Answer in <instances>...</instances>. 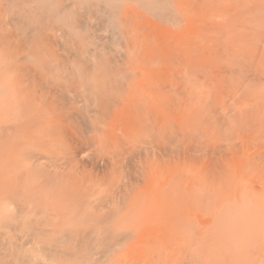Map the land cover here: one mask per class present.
Masks as SVG:
<instances>
[{
    "label": "rangeland",
    "instance_id": "rangeland-1",
    "mask_svg": "<svg viewBox=\"0 0 264 264\" xmlns=\"http://www.w3.org/2000/svg\"><path fill=\"white\" fill-rule=\"evenodd\" d=\"M117 1L121 2V0H117ZM122 1H123L122 3L115 4L114 6H111V7L107 6V4L105 3V0H86V2H84V3H82V2L78 3L77 2L78 4H76L75 7L73 8V12H75V14H76L75 17H78V20L86 26V33H81L79 37L88 36V35H92V37L94 36V38H93V39H95L94 45H98V44L101 45L102 43L106 44L108 42L114 41L113 42L114 44L112 46L110 45V47H117V49L119 50V53H117L119 55L118 56L119 58L117 57V59L120 60L119 65L115 68H118L116 70H123L126 73V75L131 74L132 77H127V79L125 78L122 82H120V84H118V86L115 85V83H113L111 81L112 77H114L113 75L112 76L107 75V76L103 77V75L106 73H104V70H103L104 67L102 66L101 59H102V61H105V58H107L106 56H103L100 58L99 57L94 58V59L92 58L93 61L95 62L94 74L96 76H94V79L95 80L98 79V82H100V84H99L100 88H102V90L104 89L103 91L106 94L105 95L103 92H100L101 90H99V93L97 92L98 94L96 92H94L93 94H94V96L96 95L97 98H98L100 93L104 94V95L100 94V98H98V99L96 98V96H95L96 99H92L91 98V97H93L92 94H90V96L91 95L92 96L89 97L88 96L89 94L84 91L85 88L79 87L76 84H69V86L75 85L74 87H78L77 91L85 92L87 97L86 96L83 97L84 96L83 92H80V94H79V92L77 93L75 91L76 88L74 90L75 93H71L72 91H70V93L65 92L62 94H55V92L52 91V88L50 86H41V85L36 83V86H34L32 88L31 92H25L27 100L25 101L23 108L17 107L15 104H12V102H11V104L7 107L6 111L2 112L1 97H0V122H2V123H0V126H1L0 127V214L3 212L4 206H8V203H10L11 201H15L16 203H18L20 208H21L20 211H22L21 217L19 215L13 216L12 218L10 217L11 223H17V224H20V226H22L21 225V222H22L21 218L23 217V218H25V220H28L30 226H34V225L38 224L39 226L41 225L42 227H44V225H45L48 228L54 227L57 230H64L65 229V230H69V231L72 228V230H71L72 232L69 233V235H70V237H74L76 235H80L82 233V231L86 228L91 232V234H93V232H92L93 230L95 232H108L111 230H121L123 228H132L133 221H135L134 218L136 219V217H138V220H141L142 217H144V211H143L142 217L139 215L140 212L143 210V208L145 206L151 205V206H153V208L155 210L153 211V208H152L153 212H150V214L153 213V215H151L150 217L147 216L148 218L147 217L146 218L148 220L150 219V221H152L151 223H153V221L155 220L154 219L155 216L160 217L157 219V222L160 219L163 222L159 221V223L161 222L164 224L166 222L167 223L166 225L168 226L169 222H170L169 223V225H170L172 222H175L176 218H177L176 219V221H177L178 218L182 217L180 214V209H179L178 204H180V202H181L180 197L182 195L184 196L187 193H189L188 195H190V197H189L190 201L189 202H191V207L188 208V206H190V204L188 205L187 200H186L187 204L185 202H182V204L183 203L186 204L187 211L188 210H190V211L194 210V211H192L193 213L188 211L189 213L193 214V217L191 216L192 214L189 215V213L187 212L189 215L188 218L190 221L188 220V218H187V220L190 223H194L195 219L197 220V218H196L197 216H198V218H199V216H201V218H199V220L205 218L204 217L205 213H203V210L205 212L209 213V215H211V214H214L216 212L214 210H216V209L219 210V209L223 208L224 205H228L229 203H231V198H232V202H233L234 201L233 199L236 196H239L240 194L237 195L238 194V192H237V194H234L235 195L234 197H231V196H233V193L231 194V192H233L234 190L239 191V189L242 192L243 189H241V188H243V187L240 188V186L243 185L242 184L243 183L242 178L246 175L259 173L258 171L260 169L258 171L254 172V170L258 169V168H256L255 166H252L251 164H248L246 161V158H242L243 156L238 157V155H232V158H231L230 157L231 155H229L230 158L228 156H227L228 158H226V156L224 157L223 163L225 161L226 166L229 169V172H227V173L228 174L232 173L231 176L233 178H232L231 182L226 181V182H230V183H226V182H222V181L218 182V181H216V179L218 177H220L222 173L226 174V172L223 171L224 169H222V167L225 164L223 166L217 165L219 162L217 160H215L214 158L212 159V161L209 160L210 162H207L206 160H203V159L198 160V158H197L196 160L195 159L189 160V161L181 162L180 164H178L177 160L175 158H173V156H171V155H175L176 150L182 148L180 145H183L182 149L194 148V146L195 147L197 146V148L203 147L207 150L210 149V151H211V149H213L215 147L216 148L224 147L225 145H228L229 143L233 144L237 147H240L241 145H238V144H240V142H241V144L243 145V142H244L243 148H244V151L247 152V154H251L252 152L253 153L257 152V154H258L259 151H261L259 149L263 148L261 146L264 145V143H263L264 142L263 141L264 136H262V138H261V142L263 141L262 142L263 144L260 143L259 139L261 137L260 135H264L263 133H261L262 132L261 128L263 129V127H264V124H263L264 121L262 120L261 123H259L260 122L259 121V118H260L259 115H261V117L264 118V116L262 115V113L264 114V112L262 111V110H264V82H263L264 81V19H263V23L261 22L262 23V25H261V23H258L260 21V20L258 21V18L260 17V14H262V13L264 14V12L258 13V11H259V9H260V11H264V9H263L264 4H262L263 7L259 5L261 3H264V0H261L263 2H260V0H252V1L251 0H222V2H224L223 3L224 5H225V1H226V6L231 5V7L234 9L233 14H231L229 12L230 10L228 11L230 13V15L228 14L230 17H232L233 15L235 16L237 13L240 14V15L237 14L238 16H236L238 18H241L238 21H237V19H235L236 17L232 18L233 20L229 16H228L229 18L226 17L227 10H224V8L229 9V7H226V6L224 7L222 2H220L221 0H122ZM228 1H230V2L228 3ZM231 1L232 2L237 1L238 3L237 2L231 3ZM21 2H23V3L21 4ZM184 3L185 4L191 3V5L192 4L198 5L197 8L194 5L195 8L197 9V11L195 13H197V12L199 13V12L203 11V8H204V11L201 13V15L206 14L205 9H207L208 6L213 8L215 4H216V6H219L218 3H220V6L219 7L215 6L213 10L212 9L210 10V8L208 7L207 13H208V11H212L211 13L209 12V14L206 15L208 17L205 16L206 18H203L204 15L201 16L200 13L198 15L199 16L198 20L200 21L199 23H201V26L199 25V28L201 27V32L203 30L209 31L208 27L212 26L211 21L212 22L214 21V23H215L213 28L211 27L214 30L210 29L211 31H213L214 35H212L211 34L212 32L209 31L210 33H207V34H210L211 36L210 37L206 36L209 39L212 38V39H210V42H211V40H214V41H212V43L214 42V44L211 48H213V47H215V48L213 49V51L210 49L211 50L210 52H213V53L210 54V52L208 51L209 47L206 45H208V43H210V42L206 43L207 38L204 40V43L206 44L205 46L207 47V48L205 47L206 51L204 50V52L202 50H201L202 51L201 52L199 50V47L196 48V50H198L199 52H197V51L193 52L195 49L190 50V49H192V47L195 48V44H194V46H193V44L191 45L192 41L190 42V40L185 41L187 43L189 42L187 44L188 46L189 45L192 46V47H188V50L186 49V52L184 51L185 47L187 46L186 44H184V49L182 47H180L179 49L178 48L174 49L175 46L177 45V44L175 45L176 41L179 38L182 39L181 35H179V34H182L183 30L177 31V30H173L172 29L173 27L172 28H170V27L174 25V28L175 27L177 28L179 26V23H180L181 26H179V27H181V28H179V27L178 28L184 29L183 28L184 26H182V25H185L186 23L182 24L179 17L182 14L183 15L185 14L184 15V18H185L187 16L186 11H188L189 14L191 12H193V13H191L192 16L195 15V17H196L195 20L197 19L196 15L198 13L197 14L194 13V11H195L194 8H193L194 11L191 10V12H190L189 9H187L188 7H190V5L187 7L186 5H184ZM35 4L36 3H31L30 0H0V36L2 37V36H5L6 34H9L8 37H10L9 41H7V39H8V37L6 38L7 35L4 37L6 39H4L2 37L4 41L6 40L5 42L1 41L2 38L0 40V42H2V44H1L2 46L4 45V43L8 42L7 45L5 44L6 47L4 46V48H6V50H4L2 48V46L0 45V72L1 73L3 70H5L6 68H8L12 64H14V62L17 61L18 59L26 58L29 55V51L30 52L34 51V48L31 46V44L29 42L27 43L23 38H21L22 36L19 35L20 31L17 28L18 25L16 23V19L18 17H20V15H24V12H22L23 10H27V9L32 8V7H36ZM212 4H214V5H212ZM233 6H235V7H233ZM256 6L258 9L256 8ZM198 7H199V9H198ZM259 7H261L263 10H261V8H259ZM20 8H21V10H20ZM217 8H219L220 10L222 9V12H223V10L226 11L225 12L226 14H223L221 12L222 14L221 13L220 14L222 16L221 15L218 16V14H216V13H219L220 10ZM190 9H192V7ZM217 10H219V11L217 12ZM251 10L253 11V13H251L252 12ZM36 11H37V9H36ZM48 11L49 10L43 9V10H39L38 12H41V14H40L41 16L49 18L48 24H49V26L51 25V27H53L54 25L57 24L58 18H54V17L52 18L51 15H53V14H49ZM31 13H32V11H31ZM67 13L71 14L70 10H68ZM212 13H213V15H212ZM257 13L259 16L257 15ZM256 15L258 16V18L256 17ZM172 16L175 18L178 16L176 18V20L173 21V23H171V21L169 19ZM188 16H190V15H188ZM210 16L211 17L213 16L212 20H210L211 19ZM217 16L220 18L218 19ZM262 16L264 18V15H262ZM187 17H186V19H189V20L191 18V25H194V22H192V20H194V18L192 19L191 16H190V18L189 17L187 18ZM221 17H223V18H221ZM200 18H201V20H205V21L204 22L201 21ZM251 18H252V22L257 20L256 23H258V24L255 23L256 25H254V26L258 27V25H259V27L254 28V26H253L254 23H253L252 24L253 27L251 28V31L249 30L248 34L246 36L242 35L243 33L239 32V30H235V32L229 33V31L226 28H223L219 25V24H222L223 21H224L223 24H226L227 21H229L231 24H233L234 22H237V23L240 21L243 22V20L245 21V20H248ZM229 19H231V20H229ZM181 20H184V19H181ZM185 20H184V22H188V23L190 22V21H185ZM178 21H180V22H178ZM202 22L205 25V27H206V24L209 26H207L205 28L203 26ZM205 22H207V23H205ZM237 23L236 24L234 23V24L237 25ZM170 24H173V25L170 26ZM197 24H198V22H197ZM231 24H230V26H231ZM218 25L223 29L221 30L220 27L217 28ZM49 26L48 25L46 26L47 29ZM186 26H188V24H186ZM166 27H168V28H166ZM192 27L193 26H191V29L193 30V28H194L193 31H195V29H196L195 26L193 28ZM232 27H234V26H232ZM232 27H230V28H232ZM197 28H198V25H197ZM191 29L187 28V30H186V31L190 30V31H188V33L190 34V38L193 37V36H191V33H192ZM249 29H250V27H249ZM170 30H171V32H170ZM218 30H219V32H218ZM220 30H221V32H220ZM223 30H225V33ZM253 30H254V32H253ZM226 31H228L227 34H226ZM230 31H231V29H230ZM12 32L15 35V37H13ZM47 32L52 34L48 30H47ZM172 32L173 33L177 32V33L173 35ZM179 32H181V33H179ZM196 32H198V29L196 30ZM199 32H198V34L201 33V32L200 33ZM171 33H172L173 37L170 36ZM185 33H183V34L185 35ZM188 33H187V35H189ZM202 33H205V32L203 31ZM202 33L200 35H202ZM217 33H219V34L217 35ZM252 34H254L253 35L254 37H252ZM165 35H167V36L165 37ZM177 35H179V38L177 37L178 39L176 38ZM193 35H195V33H193ZM16 36L17 37L20 36V37H18V39H16L17 38ZM131 36H134L135 38L139 37L138 38L139 48L135 49L133 47V39H135V38H130ZM169 36H170V38H169ZM202 36H204V35H202ZM11 37L15 40H13ZM185 37L186 36H184V38ZM195 37H196V35H195ZM195 37H193V38H195ZM247 37H249V40H251V39L252 40L249 41ZM172 38H173V43L171 42L172 45H170L169 43H170V41H172L171 40ZM184 38H183V40H184ZM193 38L191 40H194ZM200 38L204 39V37H200ZM187 39H188V36H187ZM196 39H197V37L195 38V40ZM165 40L166 41L169 40L168 43H165ZM180 40H178L179 45L184 43V41L181 42ZM195 40H194L195 43L199 41L198 39H197L198 41H195ZM127 41L132 42V43H128ZM178 41H177V43H178ZM236 42L237 43L240 42L241 44L238 45V44H236ZM198 43H197V45H199ZM104 44H102V45H104ZM201 44H202V42H201ZM201 44L199 46L202 49V48H204V44H202L203 47L201 46ZM247 44H249V45H247ZM250 44L252 46H250ZM100 45H98V46H100ZM107 46H109V45H107ZM127 46H129V47H127ZM232 46H233V48H232ZM246 46H248V47H246ZM96 47L97 46H95V48ZM48 48L51 49V48H53V46H49ZM129 48H131V49H129ZM226 51H227V53H226ZM238 51H239V53H237ZM135 52H136V54H135ZM133 53L139 57L138 61L141 62V64L138 62L134 63V60H130L131 59L130 54H133ZM8 61H9V63H8ZM81 65L83 68H90V65L88 63H82ZM87 66H89V67H87ZM139 66L141 68V74L134 76V72L138 71L137 67L139 68ZM111 67H114V66L111 65ZM131 68H132V70H130ZM248 69H250V70H248ZM212 70H214V72H213L214 74L211 72ZM233 70H234V72H233ZM113 74L115 75V73H113ZM200 77L203 80H201ZM259 78H260V80H259ZM196 79L199 82L198 81L196 82ZM243 79H244V81H243ZM8 80H10V78H5V77L0 76V96L2 93L3 86L6 85L5 82H7ZM260 84H263V86ZM8 85H10V82L8 83ZM102 85H104V87ZM74 87L70 86V90H72L71 88H74ZM105 88L108 90H106ZM163 88H164V90H163ZM210 88L213 89V92L215 90L217 95L215 92L213 93L214 96H213V94L210 95L212 93L211 92L212 90ZM236 88H239L241 93L243 92L242 98H240V99L237 96L230 95L232 92H236V91H234ZM176 89H178L179 91ZM194 90H195L196 94L194 92H192ZM225 91L227 94H225ZM187 92L192 93V99L191 100L189 99L190 98L189 95L191 96V93L188 95V94H186ZM194 94H195V96H194ZM155 95H157V96H155ZM76 96H79V97H76ZM103 96H106L107 98L106 97L105 98L110 100V101L108 102ZM151 96H152V99H151ZM211 96H212V98H211ZM102 97H103V100H105L104 102H102L103 100H101ZM232 98L234 99V103H235V100H236V103L238 101V105L233 103L235 105V107L240 106L239 109L241 108L240 109V112L242 111L241 113L238 111L239 109L237 110V113L239 112L238 115L241 114V115H239L240 117L238 115H235V113H236L235 110L238 107L234 109V114L232 113L233 112L232 109L234 108V106L231 104L233 101L232 102L230 101ZM155 99H158V100H155ZM161 99L165 102V104L162 103ZM158 101H160V102H158ZM113 102H117V103H113ZM105 103L107 104V106ZM168 103H170V104H168ZM44 104H46V105L48 104L47 107L41 108L44 106ZM55 104L56 105L57 104H68L69 106H71L72 112L75 113L80 118H82V117L85 119H87L89 117L94 118V116H95L94 114H97V113H98V115L100 114V116H102L101 118H103V117H105L104 114L107 112L106 113L107 116H108V114L113 113V114H110L111 117H112V115H116V116L119 115V116H122L123 119H126L125 120V123H126L125 126L121 128L122 131L117 130L113 135H110V137L108 139V141H109L108 143H107V140H103V139H102V141L100 140L101 142L100 141L99 142H97V141L93 142L92 138H90V134H88V132H87L86 125L85 124L83 125V122L80 120V118H79V120H77V122L79 121L80 125H77V122L75 121L76 124L74 123V127H72V125L68 126L69 124L66 121L62 120L63 123L65 122L64 136H65V140L67 141L66 149H71V150L76 151L78 153L76 155L78 157V160H79L78 163H80V162L82 163V164L81 163L78 164L77 167L74 166V163H71L70 165H68L69 169L74 167L77 170L76 173L79 172V174H77V175L79 177L81 176L79 178L80 180L78 182H75V181L70 179V180H66L63 184H64L65 188L70 191V193L72 195L76 194V193L84 192L82 194H85V196H88L87 201H86L87 203L77 202L78 203L77 204V203H75L74 198H69V199L67 198L68 199V200L66 199L67 201L66 200L61 201L62 198L61 197L59 198V196H63V195L62 194H60V195L56 194L57 196L54 197L50 193V189L52 190V188H50V185H48V183H46V180L44 178H42L38 175V170L40 168L37 166L38 163L35 162L36 159H40L39 161L42 162L41 159L43 158V160L47 163V161L45 160L47 158H48L47 159L48 161L51 160L53 162H55L61 158H62L61 161H63L64 158H67V159L70 158L68 155H66L67 151L65 152V150H66V149L64 150L65 145L63 144L62 141L60 142L61 146H62V147L60 146V148H61L60 149L59 146H57V145H60V143L56 144L54 147V146H52L55 144L54 142H50V143H52V145H50L46 141H45L46 142L45 143L41 139L38 140L39 138H41V137L38 138V136L34 137L32 140H30L31 139L30 136L32 135L33 132H35V134L44 133V129H43L44 127L43 126H40V127H42V129L39 128V125H36L37 127L34 126L35 128L32 126H27V125L18 126L15 129H11V127H10V126H14L16 120L20 116L25 115V114H26V116H30V115L39 114L40 112H42L43 114H46L47 116L52 115V116L56 117L58 115H64L67 112L65 110H64V112H61L60 107L55 106ZM190 104L196 106L195 107L196 114L194 112V115L192 114V110H194V109H191ZM224 104H225L226 108H228L229 105L232 106V108H231V106L228 108L229 110H230V108L232 110V112L230 111L232 113V117L230 115L229 116H230V119L231 118L235 119L236 116H238L239 119L238 120L236 119L237 122L235 120H232V119L231 120L227 119L226 120L227 122H225V118H228V117H224V116H226V115H224V113L226 114V112H228V111H226L225 107H222ZM217 106L218 107L220 106V110L224 109L225 112L222 111L223 114H221L222 112H220V110H218L219 108ZM216 107H217V109H216ZM250 107L255 108V109L258 108L257 110H254L255 111L254 117L252 116L251 112L249 113V109H251ZM165 108H167L168 111ZM214 108L217 110V113H220V114H217V113L215 114L214 112H216V110L214 111L213 110ZM259 108L261 109L262 113L259 112L260 111ZM79 110H80V112H79ZM98 110H100V111H98ZM169 110L171 112H169ZM211 110H213V111L211 112ZM243 110L244 111L246 110L245 114H243ZM197 111H199V112H197ZM208 111H209V113H208ZM179 112H180V114H179ZM210 112L213 113V115H215V117H217V115H223L222 117H224L223 122L225 123V125L221 122L223 120L222 117L218 116V117H221V119L219 118L220 120L219 119L217 120V118H216V120H217L216 122H220L221 125H220V123H218V124H216V125H218V127L216 126L218 129L214 128L215 125H212V126H214L212 128L211 124L215 123L213 121L215 117L210 115L211 114ZM230 112H228V113H230ZM257 112H259V114ZM174 113L175 114L178 113V114L175 115ZM207 113L209 114V116ZM247 113L249 116L250 115L251 116L249 117L247 115ZM242 114L247 115V117L251 118V120L248 118L247 121L248 122L251 121L253 123L252 127H255L254 128L255 130L253 129L254 131L252 130L251 127H248L249 124L247 125V127L245 126L246 125L245 122H247V121H243L245 124L244 125L245 127L243 125L241 126L240 123L237 125L238 121H240V119L242 117L244 118L243 120H246L245 119L246 117L242 116ZM173 115H175V116H173ZM153 116H155V117H153ZM157 116L159 117V119ZM195 116H196V120L198 118V120L201 124L198 122V120H197V122H198L197 124L194 123V122H196ZM127 117H128V119H127ZM209 117L212 119V120L211 119L210 120L213 122H211L209 119L208 120L210 122L207 121V118H209ZM95 118H97V117H95ZM98 118L100 119L99 116H98ZM98 118H97V120H98ZM204 120H206V122ZM228 120L236 122V124L235 123L233 124L234 125L233 130H231V128L228 127V125L230 126V123H233V122L229 121L230 122L229 123ZM252 120H254V121H252ZM100 121H101V119L99 120V122ZM155 121H157V122H155ZM241 121H242V119H241ZM257 121H258V123H257ZM254 122L257 125H255ZM134 123H136V124H134ZM209 123H211V124H209ZM226 123H227V126H226ZM252 123L250 124V126L252 125ZM2 124H4V125H2ZM66 124H68V125H66ZM194 124L202 126V127L200 126L201 127L200 129L197 128L198 130H200V132L196 129L193 130L192 127L194 126ZM241 124H243V123L241 122ZM3 126H9L10 129H8V131L5 129L3 130L2 129ZM176 126H178V127H176ZM223 126H224V128H223ZM226 127H228L230 130L228 129L226 131V129H225ZM31 128L34 129L35 131L34 130L31 131ZM246 128H249L250 132H248L249 130H247ZM256 129L258 130L257 132H256ZM176 130H178V131H176ZM192 130L195 132H193ZM251 130H252L253 134L251 133ZM39 131H40V133H39ZM124 131L126 132V134ZM127 131H128V133H127ZM21 132H23V133L20 137ZM191 133H193V135ZM182 134H183V136H182ZM204 134H205V136H204ZM240 134H241V136H240ZM247 135L250 136L249 137L250 139L248 138V140L246 139L248 137ZM178 136H182V137L179 138ZM213 136L216 139H214ZM219 136H220V138H219ZM112 137H113V139H112ZM35 138H37V139H35ZM20 140L21 141L23 140L22 142H20L21 145L18 143ZM75 140L78 144H80V146L75 142ZM240 140H242V141L244 140V141L242 142ZM30 141H33L32 144L35 143L34 144L35 146L33 148L31 146L28 147L27 145H25V142H30ZM103 141H106V142H103ZM116 141H117V143H116ZM215 141L217 143H215ZM80 142H82V143H80ZM95 142H97V143H95ZM120 142H122V143H120ZM185 143L188 145L185 146ZM192 143H194V144H192ZM195 144H198V145H195ZM113 145H115L116 147H112ZM246 145L249 147V149H248L249 151L247 149H245V147H247ZM50 146H51V148H49ZM81 146H82V148L84 147L86 150L84 148H83L84 150L83 149L80 150ZM256 146H258V147H256ZM75 147H76V149H75ZM77 147L79 149H77ZM108 147L110 148V150ZM100 148H101V150H100ZM117 148H120L119 151ZM37 149H38V151H37ZM49 149H51V151ZM58 149L60 150L59 152L57 151ZM124 149H126V150H124ZM254 149H257V150L254 152ZM34 150H36V151H34ZM40 150H41V152H40ZM61 150H64V152H65V156H63V157H61L62 153H63V152L61 153ZM77 150H79V151H77ZM140 150L141 151L143 150L145 152H143V151L141 152ZM48 151H49V153H47ZM81 151H83V152H81ZM99 151H100V153H99ZM138 151H140V152H138ZM15 152L17 154H15ZM51 152L53 153V155ZM170 152H172V153L169 155ZM240 152L242 153V151H240ZM248 152H250V153H248ZM262 152L264 153V150L261 151V153ZM105 153H106V155H105ZM113 153L116 155H114ZM141 153L144 156L149 153L148 154V162L150 163L151 166L149 169H144L146 167H144L143 169L145 170L144 173L146 175L148 174L147 175L149 178L148 181L152 180L151 182H153V183L150 182L151 184H149V182H147L149 185L144 186V187L142 186L143 188L140 189L139 184H137V181H136L138 178V174L137 173L135 174L136 168H137L136 165H138V163L134 164V163H132V161L136 162V160H138V162H139L141 160V156H142ZM143 153H145V154H143ZM33 156L35 157V160H34ZM116 156H118V158L119 157L120 158L118 159ZM39 157H41V158H39ZM244 157H245V155H244ZM52 158H54V159H52ZM84 158H86V159H84ZM88 158L90 160H87ZM107 160H109V161L107 162ZM112 160H113V163H112ZM117 160H118V162H117ZM213 160H215V162L217 161L218 163L212 164ZM61 161H59V162H61ZM87 161H89V162H87ZM94 163L97 164L96 167L94 166V165H96ZM223 163L221 162V164H223ZM9 164L11 167L9 166ZM81 165H82V168H80ZM134 165L136 167H134ZM213 165H217V167H215V166L213 167L214 169L217 168V170L215 169L216 172H213V175L217 176V173L219 172V175L216 178L214 176H212V171H214V170H212ZM104 167H105V169H104ZM91 168H92V170H91ZM218 168H221V169L218 170ZM223 168H225V167H223ZM227 168L225 170H227ZM220 170H222V172ZM149 171L151 172V174L149 173ZM185 171L188 174H186ZM207 172H210L211 176H209L210 174L207 175L208 174ZM220 172H221V174H220ZM237 172H238V174H237ZM189 173H190V175H189ZM202 173H204L203 175L204 176L206 175L207 178H208V176H209V178L210 177L215 178V179H212L215 181L214 182L209 181L210 182L209 183L210 186H209L207 183L209 178L205 179L203 177L204 178V180H203V178L201 177ZM153 174H154V177H153ZM233 174H234V176H233ZM222 175L224 178V174H222ZM172 176H173V178H172ZM151 177H153V178H151ZM188 177H189V179L192 177V179L188 181ZM200 177L202 179H200ZM135 178H136V180H135L136 182L134 181ZM182 178L183 179L186 178L185 181H187L188 184ZM221 178H222V176H221ZM235 178H237V179H235ZM160 180H162L163 182ZM173 180H174V182L172 185L170 183H172ZM176 180L178 181V183H179V181L182 183L177 184V182H175ZM158 181H159V184H158ZM199 181L201 182V184L199 183ZM202 182H204V184H202ZM215 182H218L216 184L217 187L215 186ZM190 183H192V184H190ZM194 183H196V186L198 184L201 185V187H199V186L196 187L195 185H193ZM225 183L229 184V185L226 186ZM127 184H128V186H127ZM160 184H161V186H160ZM158 185H159V187H157ZM163 185H164V187H162ZM168 185L169 186L172 185V186L168 187ZM189 185L191 186V188L189 187ZM186 186L188 188H185ZM257 186H259V185H257ZM119 187L123 188V189L121 190ZM161 187L165 188V189H162ZM235 187H236V189H235ZM237 188H238V190H237ZM257 188L259 190V187H257ZM208 189H210V190H208ZM2 190H4V191H2ZM131 190H133V191H131ZM187 190H188V192H187ZM190 190H191V192H190ZM192 191H195V192H192ZM221 192H223V193H221ZM113 193H114V195H113ZM115 193H116V195H115ZM119 193H121V194H119ZM165 194L168 198L165 196ZM117 196H118V198H117ZM183 196H182V198H183ZM111 197L116 198V201H114L115 199H112ZM236 198H238V197H236ZM145 199L148 200L149 202H147ZM195 199H197L196 202H195ZM199 199L203 202L199 201ZM222 199H224V201H222ZM228 199H229V203L227 204ZM163 201H165V202H163ZM197 201L201 202L200 206H198L199 204L197 205ZM220 201H222L223 204H222V202L220 203ZM142 202L143 203L146 202V203L143 204ZM192 202H195L196 204H194ZM71 203L73 205L77 204L78 206H75V207L72 206L73 207V209H72L71 206H69ZM79 203H81L82 206L79 205ZM89 203H92V204H89ZM164 203L166 205H164ZM218 203H220L221 205ZM66 204H69V205H66ZM142 204H143V207H142ZM172 204H174L176 206V208ZM182 204H181V206H182ZM158 205L161 206V208ZM170 205L172 207H174L173 211L176 214L173 211H171L170 208H172V207H170ZM194 205H196L198 207H196ZM79 206L81 208H79ZM154 206H157V208L158 207L159 208L157 209ZM167 206H169V208H167ZM163 207H165V208H163ZM199 207L202 209V211L200 210ZM65 208H67V209H65ZM74 208H75V210H74ZM183 208H185V207H183ZM190 208H192V209H190ZM76 209L78 212L76 211ZM149 209H151V208H149ZM195 209L198 210L197 211L198 215L194 214V212L196 211ZM169 210L171 212H169ZM164 211H167V217L165 216L166 214ZM74 212H75V214H74ZM200 212H202V214H199ZM184 213H186V209L184 210ZM184 213L182 212V214H184ZM72 214H74L75 216ZM83 215H85V216H83ZM141 215H142V213H141ZM171 215H173V218H171ZM184 215L187 216V214H184ZM202 215H203V218H202ZM152 217H153V220H152ZM146 218H144V219H146ZM166 218L167 219L169 218L168 219L169 222H167L168 220ZM131 219H133V221ZM155 224L158 225V223H155ZM31 232H33V231H29L28 233H31ZM14 234H15V236H14ZM21 236H22V232H19V231L18 232H12V234L8 236V239L10 240V242H15V245L18 248H20V250H21L20 252L23 251L24 254L28 253L27 255H29V256L36 255V253L34 252V247L37 246L36 244L39 245L40 243H42V241L43 242L49 241L51 244H55L57 242L62 241V238H60V236L58 234H56V235L55 234H49L47 236L40 235L39 237H36V241L34 243L33 242L25 243L29 240H26L24 238L22 239ZM91 236H93V235H91ZM23 242L25 243V245H23L22 246L23 248H22L20 246V244ZM97 243L98 242H95V244H97ZM73 259H74L73 257L65 258V259H63L64 261L62 260L61 263L64 262L65 264H85L83 262L81 263V261H75L74 262ZM13 261L15 263L22 264L17 258H15ZM99 264H106V263H99Z\"/></svg>",
    "mask_w": 264,
    "mask_h": 264
},
{
    "label": "bare ground",
    "instance_id": "bare-ground-1",
    "mask_svg": "<svg viewBox=\"0 0 264 264\" xmlns=\"http://www.w3.org/2000/svg\"><path fill=\"white\" fill-rule=\"evenodd\" d=\"M252 1V0H251ZM31 3H36V7H32L30 9H27V10H23L22 12H24V15H20V17H18L16 19V23L18 25V29H19V35H21L27 43L29 42L31 44V46L34 48V51L30 52L29 51V55L24 58V59H18L17 61L14 62V64H12L11 66H9L8 68H6L5 70L2 71V73L0 74V76L2 77H5V78H10V80H8L7 82H5L6 85L3 86V89H2V93H1V108H2V112H5L7 107L11 104H15L17 107H22L24 106L25 104V101L27 100L26 99V94L25 92H31L32 88L34 86H36V83L41 85V86H50L52 88V91L55 92V94H62V93H65V92H69L72 91L71 93H75V91L79 94L80 92H83V91H77L78 87H74L75 85H70L71 87H74V88H71L72 90H70V86L69 84H76L78 85L79 87H83L85 88L84 91L87 92L89 95V97H91L93 95V97H91L92 99H96L95 96H94V92H98L99 93V90H101L100 92H103L104 93V89L102 90V88H100L99 84L100 82H98V79L95 80L94 79V76H96L94 74L95 72V62L93 61L94 58H97V57H103V56H106L107 58H105V61H102L101 59V63H102V66L104 67L103 70H104V74L103 77L105 76H114L112 77L111 81L113 83H115V85L118 86V84H120V82H122L125 78L127 79V77H132L131 74H128L126 75V73L123 71V70H116L118 68H115L119 65V61L117 59V57L119 56L117 53H119V50L117 49V47H110V45L112 46L114 43V41H111V42H108L104 45H94L95 43V39L94 36L92 37V35H88V36H80L81 33H86V26L80 22L78 20V17H75V12H73V8L75 7L76 4L82 2H86V0H30ZM78 2V3H77ZM123 1L121 0V2H118L117 0H105V3L107 4V6H114L115 4H120L122 3ZM222 2V0L220 1ZM230 1H228L229 3ZM234 2V1H233ZM231 1V3H233ZM237 2V1H236ZM234 2V3H236ZM260 2H263L260 0ZM23 2H21L22 4ZM224 2H222L223 4ZM238 3V2H237ZM19 4V3H18ZM17 4V5H18ZM219 6H220V3H218ZM262 4L264 3H261L259 4L260 6H262ZM20 5V4H19ZM187 7L190 5V7H188L187 9H189V11L191 12L194 11V13L197 11V6L198 5H191V3L189 4H185ZM214 5V4H212ZM229 5V4H228ZM233 5V4H232ZM237 5V4H236ZM235 5V6H236ZM21 6V5H20ZM32 6V5H31ZM206 6V5H205ZM216 6V4L214 5V7ZM219 6H216V7H219ZM223 6L225 7L226 6V1H225V5L223 4ZM233 6V7H235ZM264 6V5H263ZM262 6V7H263ZM192 7V9H190ZM207 7V6H206ZM210 10L214 9V7H210ZM207 7V9H208ZM226 7H229L228 8H224V10H227L222 12V9L220 10H217V12L219 11V13H216L219 15H221L222 13L223 14H226V17H228L231 14H233V11L234 9L231 7V5L229 6H226ZM19 8V7H18ZM194 8V10H193ZM203 8V7H202ZM232 10H231V9ZM243 8V7H242ZM257 8V6H256ZM261 8V7H259ZM37 9V11H36ZM49 10L48 13L49 14H53L51 15L52 18H58V21H57V24L54 25L53 27H51V25L49 26L48 24V19L47 17H43L41 16V12H38L39 10ZM199 9V7H198ZM201 9V8H200ZM207 9L206 10V14H202L201 13L204 11V8H203V11L199 12L201 16L204 15L203 18H206L209 14V12L211 13L212 11H208L207 13ZM258 9V8H257ZM264 9V8H263ZM261 8V10H263ZM21 10V8H20ZM70 10V13L71 14H68L67 11ZM202 10V9H201ZM230 10V11H229ZM244 10V9H243ZM18 11V10H17ZM32 11V13H31ZM230 13H229V12ZM232 11V12H231ZM252 11V10H251ZM256 11V10H255ZM16 12V11H15ZM222 12V13H221ZM226 12V13H225ZM240 12V11H239ZM246 12V11H245ZM260 12H264V11H258V13ZM187 13V16L190 15L192 17V19L194 18V20H192V22H194V25H191V18L190 16H188L190 18L189 19H186V17L184 18V15L180 16L179 19L181 21L182 24H188V26L185 25H182L184 26L183 28L185 29L186 27L188 29H191V26H195V31L194 28L193 30L191 29V36L197 37V39L199 40H195V38H193L195 41H198V42H194V40H191L192 38H190V34L188 33L187 28L184 30V29H179L181 27L180 23H179V28L175 27L174 28V25L173 24H170L173 25L171 26L170 28H172L173 30H177V31H182V34H179L181 35L182 39L179 38V35L176 36V38L178 40H180L181 42L184 41L183 44H180L179 45V41L177 43H175V48L174 49H179L180 47H182L184 49V44H188L187 42L185 41H188L190 40L191 42V45L195 44V48L192 47L191 45H185V49L184 51L186 52V49L188 50V47H192V49L190 50H193L195 49L193 52H199L198 50H196V48L199 47V50L203 51L204 50L206 51V46H208L209 48V52L215 48H211L214 44V42L212 43V41L214 40H211L210 42V39L212 38H207V37H210L211 35L210 34H207V33H210L209 31L211 30H214L212 29L213 26L215 25L214 21L212 23V28L211 27H208L209 31L207 30H203L205 33H202L201 32V27L199 28V25L201 26V23H199L200 21L198 20L199 18V13H195L197 14V19L195 20V15L192 16L191 12L190 14L188 13V11H186ZM221 13V14H220ZM253 13V11L251 12ZM255 13V12H254ZM257 13V15H258ZM229 14V15H228ZM239 14V13H237ZM233 15L232 17H230L231 19L238 16V15ZM247 14V13H246ZM17 15V14H16ZM211 15V14H210ZM213 15V13H212ZM240 15V14H239ZM256 15V17L258 18V16ZM264 15L263 13L260 14V17L258 18V23H263V16ZM18 16V15H17ZM169 16V15H168ZM200 16V17H201ZM206 16V17H205ZM217 18L219 19L220 17ZM222 16V15H221ZM225 16V15H224ZM243 16V15H242ZM241 16V17H242ZM251 16V15H250ZM178 17V16H177ZM176 17V18H177ZM182 17V18H181ZM187 17V18H188ZM211 17V16H210ZM228 17V18H229ZM262 17V18H261ZM175 17H171L169 18L171 23H173L174 20H176ZM213 16L211 17L210 20H212ZM223 18V17H221ZM261 18V19H260ZM181 19H186L185 21H190L189 23L188 22H184V20H181ZM227 19V18H226ZM229 19V20H231ZM235 19L240 20L241 18H238L236 17ZM244 19V18H243ZM201 20V18H200ZM209 20V19H208ZM228 20V19H227ZM233 20V19H232ZM14 21V20H13ZM86 21V20H85ZM178 21V22H180ZM183 21V22H182ZM196 21V22H195ZM201 21H205V20H201ZM223 21V20H222ZM236 21V20H235ZM198 22V24H197ZM202 22V24H203ZM224 22V21H223ZM219 24L221 27L223 28H226L229 33H233L235 32V30H239V32L243 33L242 35L246 36L248 34V31L250 30L251 31V28L258 24L256 23L257 20L253 21L252 22V18L251 19H248V20H243V22H234L235 24L237 23V25H234L231 24L229 21L226 22V24ZM59 23V24H58ZM207 23V22H205ZM214 23V24H213ZM221 23V22H220ZM254 23V24H253ZM256 23V24H255ZM261 23V25H262ZM190 24V25H189ZM193 24V23H192ZM196 24V25H195ZM210 24V23H209ZM231 24V26H230ZM253 24V26H252ZM49 26L48 29L46 26ZM197 25H198V28H197ZM217 26V28H219L220 26ZM190 26V27H189ZM203 26L205 27V25L203 24ZM202 26V27H203ZM209 26L206 24V27ZM234 26V27H232ZM203 27V28H204ZM205 27V28H206ZM220 29L222 30L223 28ZM232 27V28H230ZM250 27V29H249ZM259 27V25H258ZM258 27H255L254 28H258ZM261 27V26H260ZM165 28V27H164ZM168 28V27H166ZM204 28V29H205ZM179 29V30H178ZM198 29V32L200 31L202 33V35L198 34V32H196V30ZM211 29V30H210ZM231 29V31H230ZM50 31L52 34L48 33L47 32ZM220 30V32H221ZM136 31V30H135ZM224 33H225V30H223ZM228 31H226V34L228 33ZM171 32V30H170ZM169 32V33H170ZM174 32V31H173ZM172 32V33H173ZM186 32V33H185ZM212 35H214L213 31H211ZM219 32V30H218ZM254 32V30H253ZM166 33V32H165ZM172 33H171V37L172 36ZM177 33V32H176ZM176 33H173L176 34ZM181 33V32H179ZM185 33V35L183 34ZM187 33L189 35H187ZM193 33H195V35H193ZM237 33V32H236ZM11 34V33H10ZM13 34V32H12ZM198 34V35H197ZM206 34V35H205ZM219 33H217L218 35ZM221 34V33H220ZM7 35V36H6ZM6 38L8 37L9 34H6ZM200 35V36H199ZM216 35V34H215ZM216 35V36H217ZM254 34H252V37ZM5 36H2L3 38ZM11 36V35H10ZM167 35H165L166 37ZM169 36V38H170ZM184 36H186L184 38ZM187 36H188V39H187ZM207 36V37H206ZM0 36V40L2 38ZM13 37H15V35L13 34ZM17 37V36H16ZM20 37V36H18ZM18 37L16 39H18ZM200 37H204V39L202 40ZM224 37V36H223ZM243 37V36H242ZM2 38V42L4 41ZM4 38V39H6ZM9 38L7 39V41H9ZM12 38V37H11ZM130 38H135L134 36H131ZM138 38L139 37H136L135 39H133V47L136 49V48H139V44H138ZM168 38V39H169ZM184 38V40H183ZM207 38V39H206ZM238 38V37H237ZM246 38V37H245ZM248 40H249V37H247ZM13 39V38H12ZM11 39V40H12ZM78 39V40H77ZM162 39V38H161ZM166 39V38H165ZM187 39V40H186ZM207 40L206 43H208V45H206L204 43V40ZM209 39V40H208ZM214 39V38H213ZM219 39V38H218ZM232 39V38H231ZM255 39V38H254ZM15 40V39H13ZM172 41H170V45L171 42L173 43V38L171 39ZM201 40V41H200ZM230 40V39H229ZM252 40V39H251ZM249 40V41H251ZM6 41V40H5ZM4 41V42H5ZM169 41V40H168ZM168 41L165 40V43H168ZM225 41V40H224ZM233 41V40H232ZM239 41V40H238ZM255 41V40H254ZM2 42H0V45L2 44ZM128 42V41H127ZM180 42V43H181ZM204 44V48L201 49V47L199 46L200 44ZM8 42L4 43V45L2 46V48L4 50H6V48H4V46L6 47ZM128 43H132V42H128ZM197 43L199 45H197ZM6 44V45H5ZM168 44V45H169ZM201 44V46H202ZM210 44V45H209ZM235 44V43H234ZM236 44H241L240 42ZM252 44V43H251ZM250 44V46H252ZM254 44V43H253ZM109 45V46H107ZM129 45V44H128ZM162 45V44H161ZM182 45V46H181ZM206 45V46H205ZM246 45V44H245ZM249 45V44H247ZM49 46H53V48L49 49L48 47ZM95 46H97L95 48ZM178 46V47H177ZM100 47V48H99ZM129 47V46H127ZM131 47V46H130ZM203 47V46H202ZM206 47V48H205ZM248 47V46H246ZM233 48V46H232ZM241 48V47H240ZM245 48V47H244ZM253 48V47H252ZM131 49V48H129ZM155 49V48H154ZM211 49V50H210ZM235 49V48H234ZM177 51V50H176ZM201 51V52H202ZM215 51V50H214ZM220 51V50H219ZM240 51V50H239ZM239 51L237 53H239ZM162 52V51H161ZM178 52V51H177ZM216 52V51H215ZM234 52V51H233ZM208 53V52H207ZM213 53V52H210V54ZM217 53V52H216ZM227 53V51H226ZM136 54V52H135ZM134 53L133 54H130V57L131 59L130 60H134V63H140L138 60H139V57L136 56ZM209 54V53H208ZM215 54V53H214ZM254 54V53H253ZM139 55V54H138ZM125 56V55H124ZM142 56V55H141ZM128 57V56H127ZM244 57V56H243ZM93 58V59H92ZM119 58V57H118ZM123 58V57H122ZM168 60V59H167ZM247 60V59H246ZM171 62V61H170ZM9 63V61H8ZM82 63H88L90 65V68H83L82 67ZM232 63V62H231ZM248 64V63H247ZM7 65V64H6ZM111 65H113L114 67H111ZM89 67V66H87ZM249 67V66H248ZM253 67V66H252ZM140 68V66H139ZM138 69V71H135L134 72V76H137V75H140L141 74V68ZM221 68V67H220ZM225 68V67H224ZM223 68V69H224ZM116 70V71H115ZM132 70V68L130 69ZM250 70V69H248ZM252 70V69H251ZM140 71V72H139ZM236 71V70H235ZM137 72V73H136ZM212 73L214 72V70L211 71ZM216 72V71H215ZM220 72V71H219ZM234 72V70H233ZM115 73V75L113 74ZM226 73V72H225ZM228 73V72H227ZM170 74V73H169ZM214 74V73H213ZM236 74V73H235ZM126 75V76H125ZM218 75V74H217ZM230 75V74H229ZM195 76V75H194ZM193 76V77H194ZM250 76V75H249ZM191 77V76H190ZM198 77V76H197ZM195 78V77H194ZM190 79V78H189ZM193 79V78H192ZM201 80H203L201 77H200ZM194 80V79H193ZM192 80V81H193ZM260 80V78H259ZM167 81V80H166ZM198 80L196 79V82ZM244 81V79H243ZM10 82V85H8V83ZM133 82V81H132ZM168 82V81H167ZM195 82V83H196ZM199 82V81H198ZM231 82V81H230ZM256 82V81H255ZM262 82V81H261ZM264 82V81H263ZM262 82V83H263ZM107 83V82H106ZM146 83V82H145ZM164 83V82H163ZM176 83V82H175ZM192 83V82H191ZM200 84V83H199ZM132 85V84H131ZM190 85V84H189ZM243 85V84H242ZM258 85V84H257ZM263 86V84H260ZM104 87V85H102ZM116 86V87H117ZM166 86V85H165ZM193 87V86H192ZM196 87V86H195ZM243 87V86H242ZM76 88V90H75ZM87 88V89H86ZM119 88V87H118ZM145 88V87H144ZM162 88V87H161ZM194 88V87H193ZM199 88V87H198ZM235 88V87H234ZM106 89V88H105ZM150 89V88H149ZM211 89V88H210ZM209 89V90H210ZM75 90V91H74ZM108 90V89H106ZM164 90V88H163ZM162 90V91H163ZM173 90V89H172ZM178 90V89H176ZM189 90V89H188ZM200 90V89H199ZM212 93L210 95H212L214 92H213V89H211ZM242 90V89H241ZM74 91V92H73ZM155 91V90H154ZM179 91V90H178ZM234 91L236 92H232L230 95H233V96H237L239 99L242 98V93L240 92V89L239 88H236ZM83 92L84 96L83 97H87L86 93ZM106 92V91H105ZM195 93V90L192 91ZM248 92V91H247ZM97 93V94H98ZM191 92H187L186 94H190ZM216 93V92H215ZM249 93V92H248ZM90 94H92L90 96ZM101 94V93H100ZM100 94L98 96V98H100ZM105 94V93H104ZM104 94H101V95H104ZM162 94V93H161ZM196 94V93H195ZM194 94V96H195ZM225 94L226 91H225ZM106 95V94H105ZM170 95V94H169ZM217 95V93H216ZM220 95V94H219ZM157 96V95H155ZM172 96V95H171ZM179 96V95H178ZM209 96V95H208ZM214 96V94H213ZM75 97V96H74ZM76 97H79V96H76ZM81 97V96H80ZM104 98L106 96H103ZM103 97L101 98V100H103ZM188 97V96H187ZM190 97V98H189ZM189 99L191 100L192 99V93H191V96L189 95ZM232 97V96H231ZM97 98V99H98ZM107 98V97H106ZM105 98V99H106ZM161 98V97H160ZM195 98V97H194ZM212 98V96H211ZM230 98V97H229ZM75 99V98H74ZM151 99H152V96H151ZM221 99V98H220ZM247 99V98H246ZM76 100V99H75ZM108 102L110 100L106 99ZM155 100H158V99H155ZM162 100V99H161ZM171 100V99H170ZM173 100V99H172ZM189 100V101H190ZM209 100V99H208ZM230 100V99H229ZM238 100V99H237ZM242 100V99H241ZM99 101V100H98ZM105 100H103L102 102H104ZM211 101V100H210ZM223 101V100H222ZM221 101V102H222ZM231 104L234 106V108L231 110L232 106L229 105V107L231 106L230 110L228 108L225 107V104L222 106V107H225L226 108V111L228 112H232L234 114V109L237 108L235 110V115H238V113L240 112V109L239 107L240 106H237L238 105V101L236 103V100H235V103H234V99L232 98L230 100ZM63 102V101H62ZM118 102V101H117ZM117 102H113V103H117ZM160 102V101H158ZM169 102V101H168ZM250 102V101H249ZM45 103V102H44ZM107 103V102H106ZM105 103V104H106ZM162 103L165 104V102L162 100ZM177 103V102H176ZM208 103V102H207ZM237 104L235 107L234 104ZM160 104V103H159ZM170 104V103H168ZM222 104V103H221ZM241 104V103H240ZM247 104V103H246ZM48 105V104H47ZM46 104H44L43 107L41 108H44V107H47ZM53 105V104H52ZM162 105V104H161ZM191 105V104H190ZM189 105V106H190ZM55 106H59L60 107V110L61 112H64L67 111L64 115H58L56 117L52 116V115H49L47 116L46 114H43L42 112H40L39 114H33V115H30V116H26L25 115H22L20 116L16 122H15V125L14 126H10L11 129H15L17 128L18 126H22V125H27V126H32V127H37L36 125H39V128L42 129V127L40 126H43L44 128V133H39L40 134H35V132L32 133V135L30 136V140H32L34 137H41L39 138L38 140H42V141H46L48 144L52 145V143L50 142H54L55 144L52 145L55 147L56 144H59L61 141L63 142V145L64 147V150L66 149V144H67V141L65 140V136H64V125H65V122L63 123L62 120L66 121L68 124V126L72 125V127H74V123L75 121L77 122V120H79L80 117H78L75 113L72 112V108L71 106H69L68 104H55ZM88 106V105H87ZM104 106V105H103ZM107 106V104H106ZM194 105H191V109H194L192 110V114L194 115V112H195V107ZM250 106V105H249ZM259 106V105H258ZM257 106V107H258ZM81 107V106H80ZM83 107V106H82ZM120 107V106H119ZM167 107V106H166ZM215 107V106H214ZM218 107V106H217ZM216 107V109H217ZM221 107V108H222ZM253 107V106H252ZM84 108V107H83ZM103 108V107H102ZM164 108V107H163ZM175 108V107H174ZM220 110V106L218 107ZM247 108V107H246ZM251 108V107H250ZM263 108V107H262ZM167 110V108H165ZM164 109V110H165ZM169 109V108H168ZM176 109V108H175ZM215 108L213 109L214 111L216 110ZM239 109V110H238ZM258 108H251L249 109V113L251 112L252 113V116L254 117V110H257ZM82 110V109H81ZM91 110V109H90ZM102 110V109H101ZM108 110V109H107ZM120 110V109H119ZM122 110V109H121ZM161 110V109H160ZM165 110V111H166ZM177 110V109H176ZM200 110V109H199ZM211 110V112L213 111ZM237 110L239 111L237 113ZM247 110V109H246ZM245 110V111H246ZM260 110V111H259ZM259 112H261V109L259 108ZM78 111V110H77ZM100 111V110H98ZM97 111V112H98ZM104 111V110H103ZM102 111V112H103ZM109 111V110H108ZM168 111V110H167ZM166 111V112H167ZM210 111V110H209ZM208 111V113H209ZM225 112V110L221 109L220 112ZM243 110V114H245V112ZM264 112V110H262ZM80 112V110H79ZM96 112V113H97ZM148 112V111H147ZM150 112V111H149ZM169 112H171L169 110ZM178 112V111H177ZM181 112V111H180ZM179 112V114H180ZM199 112V111H197ZM210 112V113H211ZM219 112V111H218ZM223 112L221 114H223ZM226 112V114L224 113V117H228V118H225V122H227L226 120L227 119H230V116L232 117V113H228ZM242 112V111H241ZM240 112V113H241ZM248 112V111H247ZM259 112H257L259 114ZM104 113V112H103ZM107 113V112H106ZM104 114L105 117L101 118L102 116H100V114L98 115L97 114H94V118H80V120L83 122V125L85 124L86 125V129H87V132L88 134H90V138H92V141H97L99 142L100 140L102 141L103 140H107V143L109 142L108 139L110 137V135H113L117 130H121L122 127L125 126V120L126 119H123L122 116H119V115H111L110 114H113V113H110L108 114ZM163 113V112H162ZM207 113V114H208ZM215 114L217 113V110L216 112H214ZM228 113V114H227ZM256 113V114H257ZM50 114V113H49ZM83 114V113H82ZM166 114V113H165ZM171 114V113H170ZM175 114V113H174ZM178 114V113H177ZM175 114V115H177ZM185 114V113H184ZM196 114V112H195ZM200 114V113H199ZM204 114V113H203ZM217 114H220V113H217ZM242 116H245L246 120H243L244 118L242 117V121L240 119V121H238L237 125L240 123V125L245 126L247 127V125L249 124L248 127H251L252 130L255 128V127H252L253 126V123L250 121L251 118L247 117V115H243ZM257 114V115H258ZM102 115V114H101ZM103 115V116H104ZM110 115V116H109ZM173 115V116H175ZM210 115L214 116L213 113H211ZM230 115V116H229ZM241 115V114H239ZM238 115V116H239ZM262 115L264 116V114L262 113ZM98 116L100 117L101 121L99 122V118ZM172 116V117H173ZM191 116V115H190ZM209 116V114H208ZM211 116V117H212ZM218 116H223V115H217V117H213L214 118V122L215 123H209L212 125H215L212 126V128H216L218 129V123L220 122H216L219 118L221 119V117H218ZM234 116V115H233ZM238 116H236L235 119H232V120H235L236 119L238 120ZM260 118H259V123H261V121L263 120L264 121V118L261 117V115H259ZM5 117V116H4ZM7 117V116H6ZM97 117V118H95ZM155 117V116H153ZM158 117V116H157ZM161 117V116H160ZM189 117V116H188ZM203 117V116H202ZM205 117V116H204ZM224 117H222V123L225 125V123L223 122L224 121ZM240 117V116H239ZM252 117V118H253ZM257 117V116H256ZM11 118V117H10ZM14 118V117H13ZM165 118V117H164ZM194 118V117H193ZM217 118V120H216ZM234 118V117H233ZM248 118L250 119L249 121L252 123V125L250 126V122H248ZM4 119V118H3ZM8 119V118H7ZM95 119V120H94ZM128 119V117H127ZM159 119V117H158ZM184 119V118H183ZM211 119L210 117L207 118V121ZM219 119V120H220ZM230 119V120H231ZM87 120V121H86ZM97 120V121H96ZM180 120V119H179ZM192 120V119H191ZM198 120V118H197ZM196 120V116H195V121L194 122L195 124H197L199 122H197ZM212 120V119H211ZM210 120V121H211ZM228 120V122L230 121ZM255 120V119H254ZM252 120V121H254ZM206 122V120H204ZM203 121V122H204ZM209 121V122H210ZM211 121V122H213ZM233 122V121H230V122H233V123H230V126L228 125L229 128H231V130H233V124L236 122ZM243 121H247L244 122ZM157 122V121H155ZM241 122L243 124H241ZM256 122V121H255ZM254 122V123H255ZM2 123V122H0ZM178 123V122H177ZM184 123V122H183ZM192 123V122H191ZM200 123V122H199ZM258 123V121H257ZM63 124V125H62ZM76 124V123H75ZM82 124V123H81ZM136 124V123H134ZM186 124V123H185ZM188 124V123H187ZM192 127L193 130L196 129H200L201 127L199 125H195ZM201 124V123H200ZM222 124V125H223ZM264 124V122H263ZM4 125V124H2ZM77 125H80L79 121L77 122ZM184 125V124H183ZM221 125V123H220ZM219 125V126H220ZM255 125H257L255 123ZM254 125V126H255ZM9 126H3L2 129L4 130H7L10 129ZM217 126V127H216ZM226 126H227V123H226ZM244 126V127H245ZM1 127V126H0ZM34 127V128H35ZM76 127V126H75ZM80 127V126H79ZM178 127V126H176ZM222 127V126H221ZM228 127H226V131L229 129ZM26 128V127H25ZM83 128V127H82ZM198 128V129H197ZM210 128V127H209ZM220 128V127H219ZM224 128V126H223ZM175 129V128H174ZM191 129V128H190ZM215 129V130H216ZM247 130H249V128H246ZM34 130L31 128V131ZM85 130V129H84ZM192 130V131H193ZM202 130V129H201ZM208 130V129H207ZM221 130V129H220ZM230 130V129H229ZM252 130H251V133H252ZM255 130V129H254ZM253 130V131H254ZM262 132L264 134V127L263 129L261 128ZM25 131V130H24ZM23 131V132H24ZM35 131V130H34ZM83 131V130H82ZM122 131V130H121ZM178 131V130H176ZM191 131V132H192ZM200 132V130H198ZM258 130L256 129V132ZM20 134V137L22 135V133ZM125 132V131H124ZM195 132V131H193ZM197 132V131H196ZM250 132V130L248 131ZM120 133V132H119ZM128 133V131H127ZM189 133V132H188ZM204 133V132H203ZM210 133V132H209ZM225 133V132H224ZM255 133V132H254ZM30 134V133H29ZM43 134V135H42ZM73 134V133H72ZM78 134V133H77ZM84 134V133H83ZM126 134V132H125ZM193 135V133H191ZM195 134V133H194ZM218 134V133H217ZM253 134V133H252ZM256 134V133H255ZM76 135V134H75ZM117 135V134H116ZM177 135V134H176ZM190 135V134H189ZM208 135V134H207ZM28 136V135H27ZM73 136V135H72ZM81 136V135H80ZM122 136V135H121ZM120 136V137H121ZM183 136V134H182ZM182 136H178L179 138L182 137ZM185 136V135H184ZM191 136V135H190ZM205 136V134H204ZM221 136V135H220ZM219 136V138H220ZM241 136V134H240ZM248 136V135H247ZM246 136V137H247ZM261 136V137H260ZM260 143L261 142V138L262 136L264 135H260ZM29 137V136H28ZM125 137V136H124ZM192 137V136H191ZM194 137V136H193ZM214 137V136H213ZM250 136H248L246 139L248 140ZM258 137V138H259ZM19 138V137H18ZM189 138V137H188ZM205 138V137H204ZM26 139V138H25ZM24 139V140H25ZM28 139V138H27ZM37 139V138H35ZM44 139V140H43ZM113 139V137H112ZM182 139V138H181ZM184 139V138H183ZM203 139V138H202ZM214 139H216L214 137ZM218 139V138H217ZM250 139V138H249ZM83 140V139H82ZM120 140V139H119ZM118 140V141H119ZM206 140V139H205ZM23 141V140H22ZM21 140L18 142L20 144V142H22ZM100 141V142H101ZM113 141V140H112ZM178 141V140H177ZM183 141V140H182ZM186 141V140H185ZM197 141V140H196ZM242 141V140H240ZM244 141V140H243ZM242 141V142H243ZM33 141H30V142H25V145H27L28 147L31 146L32 148L35 146L34 144H32ZM45 142V143H46ZM76 142V140H75ZM88 142V141H87ZM95 142V143H97ZM103 142H106V141H103ZM102 142V143H103ZM187 142V141H186ZM189 142V141H188ZM211 142V141H210ZM5 143V142H4ZM77 143V142H76ZM82 143V142H80ZM91 143V142H90ZM112 143V142H111ZM117 143V141H116ZM122 143V142H120ZM195 143V142H194ZM192 143V144H194ZM201 143V142H200ZM215 143H217L215 141ZM239 143V142H238ZM264 143V142H263ZM262 143V144H263ZM78 144V143H77ZM110 144V143H109ZM191 144V145H192ZM199 144V143H198ZM198 144H195V145H198ZM261 144V145H262ZM7 145V144H6ZM21 145V144H20ZM80 146V144H78ZM82 145V144H81ZM90 145V144H89ZM188 145L185 143V146ZM202 145V144H201ZM217 145V144H216ZM238 145H241L240 147H237L233 144H228V145H225L224 147H219V148H213L209 150L205 149V148H197V146L194 148H187V149H182L183 148V145H180L182 148L180 149H177L176 152H175V155H171L173 156V158H175L177 160V163L180 164L181 162H185V161H189V160H196L198 158L199 159H203V160H206L207 162H210L212 161V159L214 158L215 160H217L215 162V160H213L212 164H217V165H221L224 166L225 168L222 167V169H224L223 171L226 172L225 173H222L224 174V178H223V175L221 174L222 170H220V174L222 176L218 177L216 179V181H222V182H226V181H230L232 180V176L231 174L229 175L227 172H229V169L227 168L226 166V163L224 161L223 163V160H224V157L226 156V158L229 157V155H231L230 157L232 158V155H238V157H242V158H246V161L248 164H251L252 166H255L256 168L258 169H253L254 172L255 171H258L259 169V173H254V174H251V175H246L242 178V184L240 186L243 187L241 189L242 192L240 191H233L231 192V194L233 193V196L231 197H234L235 195L234 194H238L239 196H236L238 198H234L233 202H232V198H231V203H229V199L227 201V204L228 205H224L223 208L221 209H216L214 211H216L214 214H211L209 215V213L205 212L203 210V213H205L204 217L203 218V215H202V218L201 220H199V218H201V216H198L196 217L197 220L195 219V222L194 223H190L189 221V218L188 216L191 215L194 211V210H188L192 213H189L187 211V208H186V204L188 203V205L190 204L189 207H191V202L189 197L190 195H188L189 193L185 194L182 198V196L180 197V204L179 205V209H180V214L182 217L178 218V220L176 221L175 219V222H172L170 225H169V218L167 219L169 222L168 223V226L166 225L167 223L165 222L164 224L161 223L163 222L162 220H158L157 222V219L160 218V217H157L155 216L154 217V221L153 223H151L152 221H150V219L148 220L147 216H151L153 215V213L150 214V212H153L155 209L153 208V206H145L143 208V210L140 212V216L142 217L143 216V211H144V217H142L141 220H138V217H136V219L134 218L135 221H133V219H131L133 221V225H132V228H123L121 230H111V231H108V232H95L94 230L92 231L93 234H91V232L86 228L82 231V233L80 235H76L74 237H70L69 233H71L72 231V228L71 230H57L55 229L54 227H51V228H48L47 226L44 225V227H41L37 224V225H34V226H30L28 220H25V218H21L22 222H21V225L20 224H17V223H11L10 222V217L12 218L13 216H22V211H20V206L18 203H16L15 201H11L10 203H8V206H4V210L3 212L0 214V264H18V263H15L13 260L15 258H17L22 264H65L64 262H62L63 259L65 258H70V257H73L74 259V262L75 261H81V263H85V264H99V263H106V264H264V153L261 151L264 150V145H262L261 147H263L262 149H259L261 151H259V153L257 154V152H255L257 149H254V152L255 153H251V154H247L246 151H244V142H243V145L241 144H238ZM46 146V145H45ZM49 146V145H48ZM61 146V143L60 145H57ZM78 146V147H79ZM83 146V145H82ZM82 146L80 147L82 150ZM94 146V145H93ZM109 146V145H108ZM200 146V145H199ZM209 146V145H208ZM220 146V145H219ZM247 146V145H246ZM255 146V145H254ZM47 147V146H46ZM62 147V146H61ZM77 147V149H79ZM88 147V146H87ZM112 147H116L115 145H113ZM258 147V146H256ZM51 148V146L49 147ZM62 148V149H63ZM109 148V147H108ZM254 148V147H253ZM61 149V148H60ZM76 149V147H75ZM85 149V148H84ZM83 149V150H84ZM92 149V148H91ZM118 151L120 148H117ZM172 149V148H171ZM245 149H249V147H245ZM51 151V149H49ZM64 150H61V153H62V156H65V152L67 153L66 155H68L69 159L67 158H64L63 161L62 158L61 159H58L57 161L53 162V161H48L47 159H45L47 161V163L43 160V158L41 159L42 162H40L39 160L40 159H36L35 160V157L33 156L34 160L37 164V166L40 168L38 170V175L42 178H44L46 180V183H48V185H50V188H52V190L50 189V193L56 197L57 195H60L62 194L63 196H59V198L61 197V201L62 200H66L67 198H74L75 199V203L77 202H81V203H87V197L88 196H85V194H82L84 192H81V193H76V194H71L69 190H67L64 186V182L66 180H73L75 182H78L80 179V177L77 175L79 174L76 173V169L73 167L71 169L68 168V165H70L71 163H74V166H78V163L79 160H78V157L76 156L78 153L74 150H71V149H66L65 152ZM86 150V149H85ZM101 150V148H100ZM108 150V149H107ZM110 150V148H109ZM126 150V149H124ZM36 151V150H34ZM33 151V152H34ZM38 151V149H37ZM43 151V150H42ZM56 151V150H55ZM58 152L60 151L59 149L57 150ZM79 151V150H77ZM123 151V150H122ZM141 151V150H140ZM138 151V152H140ZM143 151V150H142ZM141 151V152H142ZM173 151V150H172ZM242 151V153L240 152ZM249 151V150H248ZM31 152V151H30ZM41 152V150H40ZM54 152V151H53ZM83 152V151H81ZM115 152V151H114ZM127 152V151H126ZM145 152V151H143ZM148 152V151H147ZM146 152V153H147ZM246 152V153H245ZM49 153V151L47 152ZM52 153V152H51ZM100 153V151H99ZM116 153V152H115ZM125 153V152H124ZM172 152L169 153V155L171 154ZM174 153V152H173ZM245 153V154H244ZM250 153V152H248ZM15 154H17L15 152ZM43 154V153H42ZM57 154V153H56ZM64 154V155H63ZM98 154V153H97ZM108 154V153H107ZM114 154V153H113ZM140 154V153H139ZM145 154V153H143ZM149 154V153H148ZM148 154H146L145 156H141V160L138 162V160H136V162H133L132 163H138L137 168H136V172L135 174L137 173L138 174V178L136 180V178L134 179V181L136 180L137 181V184H139V188H143L144 186H148L149 184L153 183L151 182L152 180L148 181V174L146 175L144 173V169H149L150 168V163L148 162ZM53 155V153H52ZM59 155V154H58ZM87 155V154H86ZM106 155V153H105ZM116 155V154H114ZM125 155V154H124ZM168 155V156H169ZM245 155V157H244ZM37 156V155H36ZM55 156V155H54ZM79 156V155H78ZM137 156V155H136ZM228 156V157H227ZM45 157V156H44ZM48 157V156H47ZM80 157V156H79ZM113 157V156H112ZM118 158V156H116ZM122 157V156H121ZM229 157V158H230ZM41 158V157H39ZM59 158V157H58ZM83 158V157H82ZM120 158V157H119ZM118 158V159H119ZM124 158V157H123ZM122 158V159H123ZM137 158V157H136ZM170 158V157H169ZM225 158V159H226ZM54 159V158H52ZM86 159V158H84ZM112 159V158H111ZM14 160V159H13ZM82 160V159H81ZM87 160H90L89 158ZM93 160V159H92ZM91 160V161H92ZM100 160V159H99ZM174 160V159H173ZM210 160V161H209ZM45 163H44V162ZM61 161V162H59ZM84 161V160H83ZM102 161V160H101ZM109 160H107L108 162ZM86 162V161H85ZM84 162V163H85ZM89 162V161H87ZM96 162V161H95ZM100 162V161H99ZM118 162V160H117ZM221 162L223 164H221ZM227 162V161H226ZM98 163V162H97ZM112 163H113V160H112ZM82 164V163H81ZM86 164V163H85ZM90 164V163H89ZM96 164V163H94ZM106 164V163H105ZM217 165H213L212 168L215 166L217 167ZM10 166V164H9ZM84 166V165H83ZM95 167L97 166L94 165ZM132 166V165H131ZM134 165V167H136ZM220 166V167H221ZM5 167V166H4ZM11 167V166H10ZM107 167V166H106ZM133 167V168H134ZM146 167V168H144ZM82 168V165L81 167ZM94 168V167H93ZM132 168V169H133ZM144 168V169H143ZM211 168V169H212ZM227 168V170H225ZM254 168V167H253ZM4 169V168H3ZM105 169V167H104ZM217 170V168H215ZM215 169L213 168L212 170V176H214L215 178L219 175V172L217 173V176L213 175V172H216ZM221 169V168H218V170ZM92 170V168H91ZM98 170V169H97ZM231 170V169H230ZM239 171V170H238ZM186 172V171H185ZM231 172V171H230ZM240 172V171H239ZM134 173V172H133ZM149 173L151 174V172L149 171ZM153 173V172H152ZM177 173V172H176ZM206 173V172H205ZM209 176H211V173L210 172H207ZM234 173V172H233ZM236 173V172H235ZM245 173V172H244ZM178 174V173H177ZM186 174H188L186 172ZM201 174V173H200ZM204 173H202V178L204 177L205 179L207 178V176L203 175ZM215 174V173H214ZM238 174V172H237ZM243 174V173H242ZM174 175V174H173ZM190 175V173H189ZM197 175V174H196ZM199 175V174H198ZM152 176V175H151ZM176 176V175H175ZM200 176V175H199ZM208 176V178H209ZM234 176V174H233ZM236 176V175H235ZM238 176V175H237ZM243 176V175H242ZM153 177H154V174H153ZM151 177V178H153ZM158 177V176H157ZM200 177V179H202ZM173 178V176H172ZM177 178V177H176ZM175 178V179H176ZM199 178V177H198ZM203 178V180H204ZM207 178V179H208ZM211 178V177H210ZM208 180V185H209V181L211 182H214L215 180H212V179H215V178H211ZM240 178V177H239ZM82 179V178H81ZM159 179V178H158ZM157 179V180H158ZM178 179V178H177ZM183 179V178H182ZM192 177L189 179L188 177V181L191 180ZM223 179V180H222ZM230 179V180H229ZM237 179V178H235ZM164 180V179H163ZM180 180V179H179ZM184 181L186 180V178L183 179ZM202 180V181H203ZM135 181V182H136ZM162 181V180H160ZM181 181V180H180ZM178 183V181L176 180L175 182H177V184H180L182 182ZM195 181V180H194ZM149 182V184L147 183ZM151 182V183H150ZM163 182V181H162ZM173 182L174 180L172 181V184L173 185ZM187 182V181H185ZM184 182V183H185ZM191 182V181H190ZM218 182H215V186ZM230 182H226V183H230ZM241 182V181H240ZM8 183V182H7ZM161 183V182H160ZM199 183L201 184V182L199 181ZM225 183V184H226ZM158 184H159V181H158ZM165 184V183H164ZM188 184V182H187ZM186 184V185H187ZM192 184V183H190ZM202 184H204V182H202ZM170 185V186H172ZM185 185V184H184ZM183 185V186H184ZM193 185L196 186V183H194ZM207 185V186H208ZM213 185V184H212ZM229 185V184H226V186ZM259 185V186H257ZM128 186V184H127ZM141 186V187H140ZM143 186V187H142ZM161 186V184H160ZM167 186V185H166ZM165 186V187H166ZM168 185V187H170ZM179 186V185H178ZM199 187H201V185H197ZM196 186V187H197ZM204 186V185H203ZM210 186V185H209ZM259 187V190L257 187ZM123 187V186H122ZM159 187V185L157 186ZM164 187V185L162 186ZM161 187V188H162ZM189 187L191 188V186L189 185ZM194 187V186H193ZM217 187V186H216ZM3 188V187H2ZM120 188V187H119ZM130 188V187H129ZM128 188V189H129ZM185 188H188L187 186ZM195 188V187H194ZM213 188V187H212ZM228 188V187H227ZM239 188V187H238ZM237 188V190H238ZM121 190L123 188H120ZM133 189V188H132ZM162 189H165V188H162ZM161 189V190H162ZM176 189V188H175ZM201 189V188H200ZM214 189V188H213ZM212 189V190H213ZM219 189V188H218ZM236 189V187H235ZM72 190V189H71ZM119 190V189H118ZM127 190V189H126ZM178 190V189H177ZM197 190V189H196ZM210 190V189H208ZM229 190V189H228ZM4 191V190H2ZM8 191V190H7ZM125 191V190H124ZM133 191V190H131ZM179 191V190H178ZM6 192V191H5ZM61 192V193H60ZM116 192V191H115ZM120 192V191H119ZM123 192V191H122ZM184 192V191H183ZM188 192V190H187ZM191 192V190H190ZM192 192H195V191H192ZM197 192V191H196ZM59 193V194H58ZM117 193V192H116ZM115 193V195H116ZM223 193V192H221ZM57 194V195H56ZM118 194V193H117ZM121 194V193H119ZM159 194V193H158ZM209 194V193H208ZM226 194V193H225ZM114 195V193H113ZM166 196V194H165ZM213 196V195H212ZM223 196V195H222ZM86 197V198H85ZM114 197V196H113ZM116 197V196H115ZM167 197V196H166ZM58 198V199H59ZM112 198V197H111ZM118 198V196H117ZM164 198V197H163ZM168 198V197H167ZM192 198V197H191ZM223 198V197H222ZM56 199V198H55ZM67 199V200H68ZM112 199H115L114 201H116V198H112ZM158 199V198H157ZM166 199V198H165ZM173 199V198H172ZM189 199V200H188ZM194 199V198H193ZM210 199V198H209ZM66 200V201H67ZM120 200V199H119ZM146 200V199H145ZM174 200V199H173ZM179 200V199H178ZM177 200V201H178ZM186 200H187V203H186ZM192 200V199H191ZM197 199H195V202H196ZM101 201V200H100ZM118 201V200H117ZM147 202H149L148 200H146ZM159 201V200H158ZM171 201V200H170ZM169 201V202H170ZM199 201H201L199 199ZM197 201V205L200 206V203L203 202H199ZM222 201H224V199H222ZM220 201V203L222 202ZM225 201V202H226ZM22 202V201H21ZM64 202V201H63ZM165 202V201H163ZM176 202V201H175ZM174 202V203H175ZM182 202H185L186 204H182ZM195 202H192L194 204H196ZM67 203V202H66ZM79 203V205L82 206V204ZM143 203V202H142ZM146 202H144L143 204H145ZM159 203V202H158ZM161 203V202H160ZM172 203V202H171ZM218 203V204H220ZM78 204V203H77ZM73 205L72 203L69 205V204H66V205H69L71 206V208L73 209V207L75 206H78V205ZM89 204H92V203H89ZM88 204V205H89ZM109 204V203H108ZM143 204H142V207H143ZM150 204V203H149ZM163 204V203H162ZM161 204V205H162ZM182 204V206H181ZM223 204V202H222ZM153 205V204H152ZM164 205H166L164 203ZM169 205V204H168ZM173 206H175L174 204H172ZM193 205V204H192ZM221 205V204H220ZM73 206V207H72ZM105 206V205H104ZM149 206V207H148ZM159 206V205H158ZM181 206V207H180ZM196 206V205H194ZM196 206V207H198ZM202 206V205H201ZM148 207V208H147ZM155 208H157V206H154ZM161 208V206H159ZM158 207V208H159ZM170 207H172L170 205ZM185 207V208H183ZM193 207V206H192ZM77 208V207H76ZM79 208H81L79 206ZM92 208V207H91ZM151 208V209H149ZM152 208H153V211H152ZM157 208V209H158ZM165 208V207H163ZM167 208H169V206H167ZM166 208V209H167ZM173 208H170L171 211H173ZM176 208V206H175ZM178 208V207H177ZM194 208V207H193ZM200 208V207H199ZM198 208V209H199ZM220 208V207H219ZM67 209V208H65ZM146 209V210H145ZM186 209V213H184V210ZM192 209V208H190ZM75 210V208H74ZM150 210V211H149ZM178 210V209H177ZM196 213L194 212V214L198 215V210L195 209ZM200 210L202 211V209L200 208ZM77 211V209H76ZM75 211V212H76ZM136 211V210H135ZM140 211V210H139ZM146 211V212H145ZM158 211V210H157ZM169 210V212H171ZM184 214H187V216H185L184 214H182V212ZM73 212V211H72ZM74 212V214H75ZM78 212V211H77ZM86 212V211H85ZM165 212V216L167 217V211H164ZM174 212V211H173ZM189 215H188V213ZM71 213V212H70ZM142 213V215H141ZM148 215H147V214ZM162 213V212H161ZM175 213V212H174ZM72 214V215H74ZM81 214V213H80ZM84 214V213H83ZM146 214V215H145ZM164 214V213H163ZM176 214V213H175ZM199 214H202V212H200ZM12 215V216H11ZM63 215V214H62ZM66 215V214H65ZM78 215V214H77ZM86 215V214H85ZM83 215V216H85ZM162 215V214H161ZM75 216V215H74ZM193 217V214L191 215ZM190 216V217H191ZM147 217V218H146ZM175 217V216H174ZM191 217V218H192ZM146 218V219H144ZM171 218H173V215H171ZM170 218V219H171ZM188 218V220H187ZM190 218V219H191ZM193 219V218H192ZM152 220H153V217H152ZM173 220V219H172ZM171 220V221H172ZM185 220V221H184ZM187 220V221H186ZM42 221V220H41ZM104 221V220H103ZM159 221H161L159 223ZM166 221V220H165ZM131 222V221H130ZM20 223V222H19ZM155 223H158V225H156ZM70 224V223H69ZM68 224V225H69ZM152 224V225H151ZM130 226V225H129ZM131 230V231H130ZM22 232V236L21 238L23 239H26V240H29L25 243H28V242H35L36 241V237H39L40 235L42 236H47L49 234H58L60 236V238H62V241L61 242H57L55 244H51L49 241L48 242H43L40 243L39 245L36 244L37 246L34 247V252L36 253V255L34 256H29L27 254H24V252H20V248H18L16 245H15V242H10V240L8 239V236L12 234V232ZM29 231H33L31 233H28ZM77 232V231H76ZM73 234V233H72ZM93 235V236H91ZM15 236V234H14ZM16 238V237H15ZM20 238V239H21ZM6 239V240H5ZM17 239V238H16ZM38 240V239H37ZM95 242H98L97 244H95ZM25 243H21L20 246L22 247L23 245H25ZM14 246V247H13ZM23 248V247H22ZM23 250V249H22ZM82 252V253H81ZM33 255V254H32ZM64 261V260H63ZM68 261V260H67ZM73 262V263H74Z\"/></svg>",
    "mask_w": 264,
    "mask_h": 264
}]
</instances>
